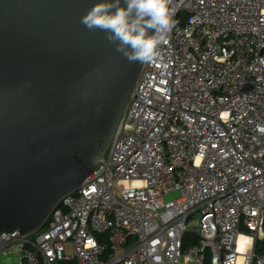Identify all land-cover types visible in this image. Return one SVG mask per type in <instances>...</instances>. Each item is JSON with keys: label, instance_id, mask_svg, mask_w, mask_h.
I'll list each match as a JSON object with an SVG mask.
<instances>
[{"label": "built area", "instance_id": "2783aa9c", "mask_svg": "<svg viewBox=\"0 0 264 264\" xmlns=\"http://www.w3.org/2000/svg\"><path fill=\"white\" fill-rule=\"evenodd\" d=\"M170 7L175 26L145 64L104 161L47 228L0 233V257L264 264V0Z\"/></svg>", "mask_w": 264, "mask_h": 264}, {"label": "water", "instance_id": "95a60500", "mask_svg": "<svg viewBox=\"0 0 264 264\" xmlns=\"http://www.w3.org/2000/svg\"><path fill=\"white\" fill-rule=\"evenodd\" d=\"M99 2L0 0V233L45 228L117 135L145 64L81 24Z\"/></svg>", "mask_w": 264, "mask_h": 264}, {"label": "clouds", "instance_id": "9594fccd", "mask_svg": "<svg viewBox=\"0 0 264 264\" xmlns=\"http://www.w3.org/2000/svg\"><path fill=\"white\" fill-rule=\"evenodd\" d=\"M171 0H102L81 17L89 31L104 32L129 63L151 64L175 26Z\"/></svg>", "mask_w": 264, "mask_h": 264}, {"label": "crops", "instance_id": "0c3cea01", "mask_svg": "<svg viewBox=\"0 0 264 264\" xmlns=\"http://www.w3.org/2000/svg\"><path fill=\"white\" fill-rule=\"evenodd\" d=\"M0 264H17L16 253L11 251L7 256L0 257Z\"/></svg>", "mask_w": 264, "mask_h": 264}, {"label": "trees", "instance_id": "16d2710c", "mask_svg": "<svg viewBox=\"0 0 264 264\" xmlns=\"http://www.w3.org/2000/svg\"><path fill=\"white\" fill-rule=\"evenodd\" d=\"M49 223H50V219H49V221H48V223H47V225L45 226V228H47L48 226H49ZM44 228V229H45ZM260 246V245H259ZM257 247V252L259 253V254H264V246H261V247ZM60 264H76L75 262L74 263H60Z\"/></svg>", "mask_w": 264, "mask_h": 264}, {"label": "bare ground", "instance_id": "6f19581e", "mask_svg": "<svg viewBox=\"0 0 264 264\" xmlns=\"http://www.w3.org/2000/svg\"><path fill=\"white\" fill-rule=\"evenodd\" d=\"M245 242H246V238L241 237L240 240H239V247H240V249L243 248V245H244Z\"/></svg>", "mask_w": 264, "mask_h": 264}, {"label": "rangeland", "instance_id": "374dc122", "mask_svg": "<svg viewBox=\"0 0 264 264\" xmlns=\"http://www.w3.org/2000/svg\"><path fill=\"white\" fill-rule=\"evenodd\" d=\"M183 19H184V14H182V15L180 16L179 23L183 22ZM71 250H72V248H71V246H69V247H68V251H69V252H72ZM75 263H76V262H75Z\"/></svg>", "mask_w": 264, "mask_h": 264}]
</instances>
